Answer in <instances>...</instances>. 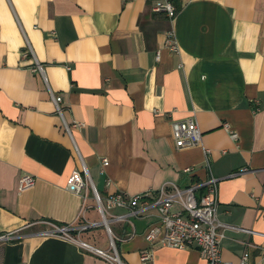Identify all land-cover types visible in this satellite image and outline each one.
<instances>
[{
  "label": "crops",
  "instance_id": "1",
  "mask_svg": "<svg viewBox=\"0 0 264 264\" xmlns=\"http://www.w3.org/2000/svg\"><path fill=\"white\" fill-rule=\"evenodd\" d=\"M155 2L0 0V233L18 236L0 239V264H111L43 231L100 221L91 184L105 197L165 181L183 187L208 175L217 179L215 216L231 227L220 239L221 258L237 264L246 247L248 264H262L264 0H174L172 19L154 12ZM27 45L43 74L23 57ZM52 95L62 97L59 112ZM186 117L194 118L200 143L177 149L171 123ZM83 166L85 204L66 189ZM22 173L34 175V184L19 190ZM107 212L127 264H205L193 246L162 244L142 261L156 209ZM120 214L126 218L118 221ZM80 237L109 245L104 225Z\"/></svg>",
  "mask_w": 264,
  "mask_h": 264
},
{
  "label": "built area",
  "instance_id": "2",
  "mask_svg": "<svg viewBox=\"0 0 264 264\" xmlns=\"http://www.w3.org/2000/svg\"><path fill=\"white\" fill-rule=\"evenodd\" d=\"M152 9L154 12L165 14L168 19H172L176 15L178 7L174 0H156ZM166 44L170 50L174 52L178 50L172 32H168ZM22 54L23 57L30 55L33 58L31 67L33 72L43 74V65L36 60L29 45H27ZM156 58H159L158 54ZM52 99L59 112L62 97L60 95H52ZM73 125L81 126L82 123L73 122ZM66 127L69 130L68 126ZM171 127L175 148L181 149L200 143V132L193 117L172 121ZM222 127L229 133L231 139L236 138V133L229 128L227 123H222ZM204 153H206L205 150ZM101 162L102 165L108 164L105 157L101 159ZM205 165H207L206 160ZM245 170L241 168L230 174L236 175ZM183 172L190 175L191 168L189 166L184 167ZM34 178V175L22 173L19 178L18 189L23 190L31 187L34 184ZM88 181V172L86 167L83 166L80 169L73 170L68 176L66 189L80 195L85 204ZM106 184H109L108 180ZM91 189L95 200V208L101 217L100 221L54 225L43 232L61 235L111 264H127L121 258L116 241L111 234L107 211L114 208H122L126 210L127 215L136 216L143 205L156 209L157 222L152 224L144 234L148 241V246L139 251V258L142 261L151 257L155 246L162 244L179 248L193 246L202 256L205 264H231L220 256V239L224 236V231L230 226L228 227V225L221 223L215 216L217 206V179L215 177L208 175L202 180L191 181L183 187L175 182L165 181L157 189L150 188L135 194L118 191L112 192L105 197H102L92 184ZM83 210L85 209L82 208V212ZM125 218V214L116 215L115 217L118 221ZM98 225H104L109 235L107 248L94 246L80 237V232ZM17 237L13 232L0 233V239H14ZM237 264H248V250L246 247L240 251ZM262 264H264V260Z\"/></svg>",
  "mask_w": 264,
  "mask_h": 264
}]
</instances>
